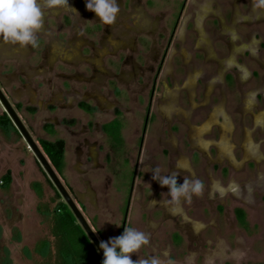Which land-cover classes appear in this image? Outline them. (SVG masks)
Here are the masks:
<instances>
[{"label": "rangeland", "instance_id": "1", "mask_svg": "<svg viewBox=\"0 0 264 264\" xmlns=\"http://www.w3.org/2000/svg\"><path fill=\"white\" fill-rule=\"evenodd\" d=\"M184 2L178 19L179 7ZM202 2L167 0L162 4L155 0L145 10L126 5L120 9L111 33L117 30L128 37L131 26H119V16L138 17L139 30L134 31L138 33V44L122 37L115 42V50L105 40H101L103 44L99 47L90 43L89 48L80 44L83 38L80 41L76 38L73 48L66 51L74 54L65 63L51 58V47L44 52L50 23L54 28L50 18L46 31L42 30L46 35L37 33L39 46H21V53L10 61L5 59L6 67L0 56V78L11 87L4 73L6 69H16V80H28L29 87L16 96L21 109L11 104L38 147L39 139L65 142L60 181L76 204L82 205L79 200L82 201L80 211L99 241L119 236L129 198L125 227H134L150 236V245L132 255L134 261L158 256L175 264H188L191 255L193 264H264V125L262 128L253 125L250 114L243 115L239 109L242 93L247 90L256 91L254 111L262 107L264 17L246 18L254 0L210 1L203 26L216 54L220 58L228 54L230 36L247 45L236 54L234 63L223 70L222 78H215L210 93L207 87L212 88L209 79L216 77L217 63L196 49L193 26L196 5ZM68 4L79 7L75 2ZM236 4L242 17L232 25ZM220 15L230 26L229 33H223ZM151 32L156 44L150 51L146 50L150 40L145 33ZM5 43L0 38L3 55L14 47ZM41 50L48 59L42 58L40 62L35 53L40 54ZM243 67L248 74L240 79L238 72ZM131 68L138 69V73L135 75ZM193 70L198 71L193 74L194 85L185 88L187 73ZM78 80H84L85 84ZM38 85L41 88L36 91ZM84 93L89 96L87 103L96 108L91 116L76 108ZM223 95L225 110L234 124L230 137L232 157L224 153L228 159L217 157L214 143L206 146L209 140H218L217 124L204 133V142L199 135L194 136L195 144L190 138L191 126L203 124ZM145 115L150 117L143 131ZM114 116L121 123L117 142L108 141L100 131V125ZM71 120L73 124L69 125ZM243 122L259 154L254 157L242 156ZM49 123L53 132L44 126ZM83 142V150L78 153ZM25 148L16 129L0 128V247L5 248L10 264H53L56 239L52 234V217L63 200L36 158ZM136 165L138 170L131 187ZM155 168H159L160 175L178 173V185L184 178L201 180L203 194L194 195L191 201L182 200L179 205L164 204L170 199L166 195L168 188L152 180ZM7 173L10 182L2 185L1 179ZM153 200L157 202L154 204ZM46 243L49 255L43 257L41 251ZM237 251L242 256L232 258Z\"/></svg>", "mask_w": 264, "mask_h": 264}, {"label": "flooded vegetation", "instance_id": "2", "mask_svg": "<svg viewBox=\"0 0 264 264\" xmlns=\"http://www.w3.org/2000/svg\"><path fill=\"white\" fill-rule=\"evenodd\" d=\"M68 1H70L71 4H74V2H75V3H77L79 5V7H76L77 5H71V8H73L75 10L77 9L76 12L78 14L73 13L71 10H66L64 8H59V9H47V8H44L43 9V11H44L43 23L45 24V25L43 24L44 31H46V24L49 25V23H47V22H50L49 21L50 18H51V20L53 22L52 24L54 26V28H53L51 26V23L48 26L49 29H50V33H49L50 35L49 34L47 35L46 43H43V44H45V45H43V47L45 46L44 47V52H45V50L48 47H51V52L49 53V55L51 56L52 59L57 58L59 61H61L63 63L68 62L70 60L69 58H71L74 53H72L71 50H70L69 53H67L66 51H68L69 48H73L72 45L74 43H76V42H74V40L76 38H78V40L80 41V37L83 38V41L80 44L87 45V46H89V48H90V43H92V44L96 43L98 45V47H99L100 45L103 44L101 42V40H105V42L108 44V46L111 49L115 50V48H114L115 42L121 40V38L123 37L122 32L116 30V31H113V33H111L112 32V27H114V24L113 25H104L102 23H99V21L95 17V14L86 10L85 0H68ZM122 1H120V3H119L121 5V7H120L121 10H123V7H126V5H129V6L133 5V6H135V8H137L139 10L142 9V8H144V10H145L146 6H151L155 0H122ZM156 1H158L159 3L161 2L162 4H164V3H166L167 0H156ZM210 1L209 0H204V2L199 3V4L196 5V10L197 11H196V14H195L194 19H193V26L195 25V28H196L195 29L196 31L195 30L194 31L196 32V35H197V39H196V42H195L196 49L201 50L204 53V56L206 57V59L214 60L217 63L216 77H214V78L211 77L209 79L210 82L211 81L213 82L212 83V88L210 86H209V88L207 87V83L209 82L208 81L206 83V85H205V91H204L205 94H206V87H207V91L211 93L212 90H213V87H214L216 79L217 78L218 79L222 78L223 70L226 67H228L230 64L234 63L236 54L242 48L247 47V45L245 43H243L240 38H237V37L233 38V37L230 36V42H229L230 45H229V48H228L229 49L228 54L225 57H222V58H220L216 54V52H215V50L213 48V41L211 40L210 36L205 31L204 26H203L204 19H205L207 13L209 12V10L211 8L210 7ZM185 4L186 3L184 2L179 7L178 19H180L181 13H182V11L185 8ZM234 8L235 9H234V13H233V16H232V21H231L232 25H234V22L237 20L238 17H242V16H240L241 12L238 9L237 4H236V6ZM249 8L250 9L248 10V13L246 15L247 19L253 18L254 20H258V19H261L262 17H264V11L263 10H258V9L254 10L253 9V5H251V7H249ZM159 15L162 18L163 14L159 13L158 16ZM119 19H120V22H119L120 25L119 26H121V27L122 26H126V27L131 26V28L129 30H127L129 36L128 37H123V38L128 40V42H131L133 44H138L137 43V41L139 40L137 38V34L138 33H135L134 31L139 30V22H138L139 18L137 17V19H134V18L127 19L125 17L119 16ZM130 23H131V25H127V24H130ZM183 24L186 25V21L185 20H183ZM221 24H222L221 28L223 30V33L224 34L225 33H229L230 26H227V24L225 23V20H224V18L222 16H221ZM42 30L38 34L46 35V34L43 33ZM145 35H146L145 38L150 40L148 45H147L148 49L146 48V50H150L151 51L152 47L156 44V39L154 40V36L152 37L153 32H151L150 34L145 33ZM133 36H135V37L133 38ZM161 37H162L161 43H163V41H165V39L163 38V34H161ZM132 38H133V41H132ZM147 39H145V40H147ZM236 39H238V40H236ZM47 40H49L50 44H49V42H47ZM142 40H140V41H142ZM8 43H10V42H6L5 46L9 45ZM12 45L14 47H12L10 49L9 54H4V55L0 54V56H2L3 59H4L3 60L4 61L3 62L4 67L7 66V61H10V59H12L15 54L17 55V53H21L22 52V50H21L22 48H21L20 45H18V44H12ZM253 45L255 46L256 44H253ZM126 50L127 51H131L132 53H134L133 52L134 50L133 51L131 49H126ZM42 53H43L42 50H41L40 54H39V52L35 53L36 55H38V58H41L40 62L43 61V59H48V56H46V53H43V55H42ZM106 55H108V54H105L104 56H106ZM5 59H7V61ZM52 59H50V60H52ZM148 60H149V57H148ZM131 69H132V72L135 73V75H136V73H138V69H134V68H131ZM15 70L16 69H8V70L6 69V72L4 73L5 74L4 76L7 78V80L11 84L12 88L8 87L3 82V80L0 78V82H1L0 83V91L2 92L3 96L6 98V100L8 101V103L11 105V107L13 109H14V107H15V109H21V101H20V99H16V96L18 94H21V91L24 92L27 89V87H29V82H28V80H27V82H19L18 80H16L15 79V74H16ZM194 73H198V71L193 70L192 72H188L187 73V76H186L187 79H186V82H185V88L189 87L191 89V87L193 86V83L195 82V76L193 75ZM245 73L248 74L247 69L245 67L240 68V71L238 72L239 78L241 79L242 76L245 75ZM192 75L194 76V80L192 81V84L190 85L188 83V80H189L190 77H193ZM197 76H198V74H197ZM197 76H196V78H197ZM78 82L81 83V84L82 83L85 84L84 80H78ZM39 86L40 85H38L37 88H35L36 91H37V89L41 88ZM167 92H166V95H167ZM186 92H187L188 97H189V93H188L187 89H186ZM26 93H24V94L26 95ZM210 93H209L207 99H209ZM24 94H23V97H25ZM190 97H192V95H190ZM256 97H257V95H256V91L255 90H247V91L243 92L242 96H241L239 109H240V112L243 115L250 114L253 125H259L262 128L263 125H264V94H263V100H262L263 101L262 102V107L260 109H258V111H254V108L257 106ZM88 99H89V96L87 95V93H84L83 97L79 98V100L77 101L76 108L79 109L81 112L91 116V115L94 114L96 108L91 106L89 103H87ZM189 100H190V98H189ZM246 100L252 101V105H251L252 107L250 109L248 107H244V104H245ZM166 102H167V99H166V101L164 103H166ZM11 103H14L13 104L14 107L12 106ZM190 103H191V100H190ZM225 103H226V97L223 95V97H222L221 101L218 103V105L213 107L212 110L210 111L209 115H207L206 121L204 123H207L208 120L211 117V114L214 113L215 109L221 106L223 108L225 116L228 117L230 119L231 123H232V130H231V132L229 134L230 136H229V139H228L231 142V138L230 137H231L232 132L234 130L233 129V125L234 124H233L231 116L229 114H227V112L225 110ZM82 104L86 105L88 107V109H85V108L81 107ZM15 109H14V111L16 113ZM29 110L32 111V109H29ZM114 113H116V112H114ZM184 113H186V112H184ZM262 113H263V115H261ZM260 115L262 116V121H261L260 124H257L255 122V120ZM149 117L150 116L145 115L143 131L145 130V127H147V125H148V118ZM63 122L66 123L67 121H63ZM68 124L69 125L73 124V120L69 121ZM203 124H200V125L195 126V127L191 126V133H192L193 129H195L197 127H200ZM214 124H217L220 127V125L218 123H212V124L209 125V128L206 131H210L211 126L214 125ZM109 125H115V129L113 131H110V132L106 131L105 127L109 126ZM120 125H121V123H120L119 119L114 116L110 121L100 125V131L108 139V141L117 142V141L120 140V129H121ZM44 126L49 131L53 132V125L51 123L45 124ZM243 126H244V128H243V142H242V148H241L242 149V156H243V158H248V157H245V154H244L245 151H244V145L243 144H244V140H245V133H246L245 131H247L249 133L250 141L252 140V138H251V134H250L249 130L246 129L247 127L244 124V122H243ZM218 130H219V138H218V140L217 141L209 140L208 142H206V146H208L210 143H214L217 157L220 158V159H222V158L228 159L227 157H221V156L218 155V148L216 146V143L222 137L221 128H218ZM70 134L72 136L76 135V133H75V135H73L71 132H70ZM190 135H192V134H190ZM190 138H191V141H192V137L191 136H190ZM39 140H42V139H39ZM56 141H63V140L59 139V140H56ZM192 143H194V142L192 141ZM251 143H252V141H251ZM79 145H80V147H78L77 152L83 150L82 146H84L85 144L83 142L82 144H79ZM113 145L114 144L112 143V147H113ZM231 145H232V142H231ZM252 145L254 146L255 144L252 143ZM112 147H110V148H112ZM114 147H115V145H114ZM254 148H255V150H256V152L258 154L256 146H254ZM25 149L28 150L27 152H29V149L27 148V146H26ZM232 150H233V146H232ZM64 153H65V142H64ZM106 157H107V153L105 154V160H106ZM63 166H64V163H63ZM53 170L55 171L57 177L59 178V176H61L62 169H61L60 172H57L55 169H53ZM137 170H138V168H137V165H136L135 168H133V176H132L133 180H132V183H131V187H133ZM59 180H60V178H59ZM87 183H88V181L84 182V185L86 186ZM61 184H62V182H61ZM63 187H64V185H63ZM67 189L70 190L68 187H67ZM131 191H132V189L130 188L129 195L131 194ZM67 193H68V191H67ZM70 194H69V196H70ZM71 199H72V197H71ZM79 202L83 205L81 200H79ZM82 205H79L78 203L76 204L78 209L81 210V211H82V209H81ZM128 205H129V198L127 200V205H126V207L124 209V220H123L121 228L119 230V235H121L123 233V230H124V227H125L126 216H127V213H128ZM86 222H87V220H86ZM88 225H89V223H88ZM89 227L91 228L90 225H89ZM93 233H94V231H93ZM6 257L7 256H6L5 248L3 249V248L0 247V264H10Z\"/></svg>", "mask_w": 264, "mask_h": 264}, {"label": "clouds", "instance_id": "3", "mask_svg": "<svg viewBox=\"0 0 264 264\" xmlns=\"http://www.w3.org/2000/svg\"><path fill=\"white\" fill-rule=\"evenodd\" d=\"M87 11L95 14V17L104 25H113L120 13L117 0H85ZM64 8L76 13L71 8L68 0H0V38L12 44L22 47L38 46L39 33L43 29V9ZM264 9V0H254L253 9ZM178 173L160 175L159 168L152 169V180L159 185L168 188L166 194L170 197L164 204L179 205L182 200L191 201L192 197L203 194L204 185L199 179L184 178L183 183L177 184ZM157 201L153 200L152 203ZM150 245V236L145 231L134 227H124L123 233L108 241H100L99 249L103 252L102 264H175L171 259H161L151 256L147 259H132L133 254ZM167 256V253H165ZM242 256L239 251L232 254V258ZM188 264H193V256L188 257Z\"/></svg>", "mask_w": 264, "mask_h": 264}, {"label": "trees", "instance_id": "4", "mask_svg": "<svg viewBox=\"0 0 264 264\" xmlns=\"http://www.w3.org/2000/svg\"><path fill=\"white\" fill-rule=\"evenodd\" d=\"M81 107L88 109L84 104ZM31 111V110H30ZM0 128L7 130L14 127L2 112L0 114ZM106 131L115 129V125L106 126ZM39 147L53 169L60 172L63 167L64 142L39 140ZM2 185L10 182V174L7 173L1 179ZM52 234L56 239L55 260L53 264H102V259L84 234L81 227L77 224L68 207L60 202L52 217ZM41 255H49L48 244L44 245ZM47 249V250H46ZM47 257V256H46Z\"/></svg>", "mask_w": 264, "mask_h": 264}, {"label": "water", "instance_id": "5", "mask_svg": "<svg viewBox=\"0 0 264 264\" xmlns=\"http://www.w3.org/2000/svg\"><path fill=\"white\" fill-rule=\"evenodd\" d=\"M0 106L2 107L3 112L8 116L10 121L12 122L15 129L18 131L19 135L22 137L23 141L25 142L29 151L34 155L37 162L39 163L40 167L60 195L63 200V203L68 207L70 212L72 213L73 217L75 218L77 224L81 227L84 234L103 260V252L99 249V240L96 235L93 233L92 229L89 227L88 223L86 222L85 218L83 217L82 213L71 199L69 194L67 193L66 189L61 184L59 178L57 177L55 171L53 170L52 166L46 159L45 155L42 153L41 149L38 145L33 141L30 137L28 132L26 131L25 127L21 123L20 119L16 115L14 109L8 103L6 98L3 96L2 92L0 91Z\"/></svg>", "mask_w": 264, "mask_h": 264}, {"label": "bare ground", "instance_id": "6", "mask_svg": "<svg viewBox=\"0 0 264 264\" xmlns=\"http://www.w3.org/2000/svg\"><path fill=\"white\" fill-rule=\"evenodd\" d=\"M193 80H194V76L189 78L188 83L191 85ZM193 85H194V83H193ZM251 105H252V101L246 100L244 107H248L250 109L252 107ZM261 115H263V113ZM261 115L258 116L255 120V122L257 124H260L262 121ZM212 123H218L220 125L221 132H222V137L216 143V146L218 148V155L221 157H225L224 153L228 152V153H230V156L232 157V145H231V142L228 140L229 136H230L229 134L232 130V123H231L230 119L225 116L223 108L221 106L215 109V113L211 114V117L207 123H204L202 126L197 127V128L192 130V133H190V134H192V135H190L192 137V141H193L195 135H199L200 140L203 142V135H204L205 131L209 128V125ZM245 132H246L245 133V140H244V144H243L244 145V151H245V153H244L245 157H250V156L254 157V155H256L257 152H256L255 148H253L254 146L252 145V143L250 141L249 133L247 131H245ZM252 148L254 149V152H253Z\"/></svg>", "mask_w": 264, "mask_h": 264}, {"label": "crops", "instance_id": "7", "mask_svg": "<svg viewBox=\"0 0 264 264\" xmlns=\"http://www.w3.org/2000/svg\"><path fill=\"white\" fill-rule=\"evenodd\" d=\"M1 107V106H0ZM3 112V110H2V108L0 109V114ZM170 215H172V214H170ZM195 228V227H194Z\"/></svg>", "mask_w": 264, "mask_h": 264}]
</instances>
